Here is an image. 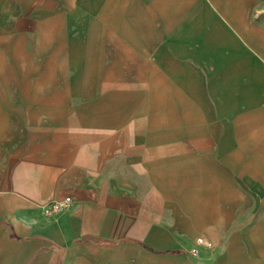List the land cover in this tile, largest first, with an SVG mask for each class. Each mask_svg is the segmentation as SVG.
Instances as JSON below:
<instances>
[{
    "label": "crops",
    "instance_id": "1",
    "mask_svg": "<svg viewBox=\"0 0 264 264\" xmlns=\"http://www.w3.org/2000/svg\"><path fill=\"white\" fill-rule=\"evenodd\" d=\"M83 9L109 66L0 84V264H264V0Z\"/></svg>",
    "mask_w": 264,
    "mask_h": 264
},
{
    "label": "rangeland",
    "instance_id": "2",
    "mask_svg": "<svg viewBox=\"0 0 264 264\" xmlns=\"http://www.w3.org/2000/svg\"><path fill=\"white\" fill-rule=\"evenodd\" d=\"M96 18V11L83 9V0H0V84L13 89L22 78L37 77L28 74L34 68L62 69L82 66L81 62L83 67H101L100 62L109 66L111 59L106 57L113 55L114 43L105 42L107 35L116 38L124 33L118 26L98 27ZM149 30L130 27V34L145 36ZM81 48L83 58L77 60L74 52ZM59 72L63 75L53 77L71 73ZM252 126L246 127L252 130Z\"/></svg>",
    "mask_w": 264,
    "mask_h": 264
},
{
    "label": "built area",
    "instance_id": "3",
    "mask_svg": "<svg viewBox=\"0 0 264 264\" xmlns=\"http://www.w3.org/2000/svg\"><path fill=\"white\" fill-rule=\"evenodd\" d=\"M71 202L70 195H64L61 198L54 199L47 204V211H62L66 209ZM212 244L209 240H206L202 235L197 236L194 239L193 244L189 248V253L196 255L200 247H210Z\"/></svg>",
    "mask_w": 264,
    "mask_h": 264
}]
</instances>
